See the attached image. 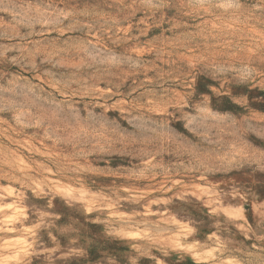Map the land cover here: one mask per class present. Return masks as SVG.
<instances>
[{
	"label": "rangeland",
	"instance_id": "374dc122",
	"mask_svg": "<svg viewBox=\"0 0 264 264\" xmlns=\"http://www.w3.org/2000/svg\"><path fill=\"white\" fill-rule=\"evenodd\" d=\"M0 264H264V0H0Z\"/></svg>",
	"mask_w": 264,
	"mask_h": 264
}]
</instances>
